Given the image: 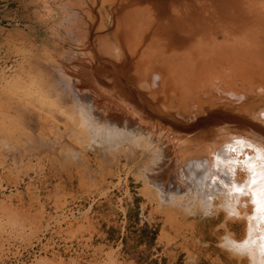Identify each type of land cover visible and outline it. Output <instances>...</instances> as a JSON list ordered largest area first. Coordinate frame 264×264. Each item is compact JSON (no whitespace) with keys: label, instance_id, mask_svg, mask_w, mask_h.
<instances>
[{"label":"bare ground","instance_id":"bare-ground-1","mask_svg":"<svg viewBox=\"0 0 264 264\" xmlns=\"http://www.w3.org/2000/svg\"><path fill=\"white\" fill-rule=\"evenodd\" d=\"M26 13V108L8 102L26 136L130 163L167 212L206 213L231 257L264 264V0H27Z\"/></svg>","mask_w":264,"mask_h":264},{"label":"rangeland","instance_id":"rangeland-1","mask_svg":"<svg viewBox=\"0 0 264 264\" xmlns=\"http://www.w3.org/2000/svg\"><path fill=\"white\" fill-rule=\"evenodd\" d=\"M26 1L0 0V264H244L220 244L219 220L167 212L171 202L130 163L90 151L75 159L45 135L26 136V115L8 104L26 108Z\"/></svg>","mask_w":264,"mask_h":264}]
</instances>
